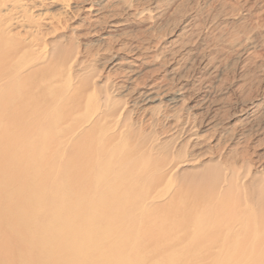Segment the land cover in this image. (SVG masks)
Listing matches in <instances>:
<instances>
[{
    "label": "bare ground",
    "instance_id": "6f19581e",
    "mask_svg": "<svg viewBox=\"0 0 264 264\" xmlns=\"http://www.w3.org/2000/svg\"><path fill=\"white\" fill-rule=\"evenodd\" d=\"M110 1L0 0V264H264V178L214 165L186 175L185 167L199 160H175L176 153L204 144L198 130L204 119L171 112L196 87L181 73L185 57L178 49L163 53L144 39L131 44L130 58L115 62L119 48L104 35L108 67H122L121 75L108 71L101 78L102 68L90 73L80 29L99 33L116 27L120 15L157 13L140 1ZM259 1L205 0L209 6L184 23L210 54L196 47L183 56L205 70L213 66L210 36L223 9L248 35L230 44L249 65L252 50L264 49V34L254 36L264 29ZM149 54L166 60L172 80L144 70ZM253 61L263 69L264 58ZM258 83L264 91V75ZM131 85V91L144 89L137 91L141 106L164 104L163 137L130 129L139 102L129 105L117 96Z\"/></svg>",
    "mask_w": 264,
    "mask_h": 264
},
{
    "label": "rangeland",
    "instance_id": "374dc122",
    "mask_svg": "<svg viewBox=\"0 0 264 264\" xmlns=\"http://www.w3.org/2000/svg\"><path fill=\"white\" fill-rule=\"evenodd\" d=\"M105 1L106 0H104V2ZM134 1L135 0H118V1L111 0L110 3L113 5L114 4L123 5L125 2L130 3ZM136 1H140L144 3L147 7H151L152 9L156 8L155 12L157 13L155 14V16L153 18H139V17L129 18L127 15L123 14L118 17H115L114 19L115 22L119 23L116 27H108L110 26L108 25L104 27L105 29L103 28L99 33L91 29L90 30L85 28L80 29V33L82 34L80 35L82 57L86 56L89 58V60L91 59L92 61L91 63L92 72L90 70V73L92 74L94 71L96 73L97 70H100L102 68L103 70L101 69L102 70L101 73L103 75L101 78L107 76L108 71L112 75V77H119L121 75V74L118 75V73L122 72V67L118 66L110 69L112 64L108 67L109 62L107 63V59L110 56L109 54L104 53V51L102 50L103 49L102 47H105L106 44L105 43H103V45L102 43L100 44V41L102 40L101 38H103L104 35L108 36L111 34L112 36L111 39L113 42L112 46L116 47L117 50L119 48L118 50L119 52H117V56H116L117 60L115 58V62L130 58L132 56L129 49L131 44H135L144 39L152 41L154 45H157L158 48L162 50L163 53L164 52L168 53L169 51L171 52V50L173 51L175 50L176 52V50L178 49L179 52L178 51L176 52L177 55L181 57H185V59L180 60V64L184 65L183 67L181 66L182 68L181 73L183 75L184 72L183 75L185 77L184 79H186L187 76V79L189 81L193 83L196 82L194 84L196 87H194V89L190 92L191 94L188 95L186 104L183 106L180 103L177 107V110L176 108H173L171 112L176 111V115H178L179 112H181L179 113L180 115H187L190 111H192L190 113H193L196 116L198 115L197 118L199 120L204 119L202 126L198 129L200 135H202V137L204 138L202 139L204 140L203 141L204 144L202 145V147H200L199 149H195L193 152L189 151L180 155L176 153L175 160L178 162L188 161L190 159L195 161L199 160L198 163L194 165V167L193 166L185 167V169L187 170L186 175L189 174L191 175V173L193 174L195 171L199 172L203 169H206L205 167L213 168L214 166H216L214 168L223 169V170L229 169L232 171L234 170V172H240V173L251 170V173L257 174L260 176V178L263 179L264 178V98H263L264 91L261 88L259 89L258 82L261 79V76L264 75V71H263L264 67L263 69L256 68V65H254L255 62L253 60L255 61L262 60V58H264V51H263L264 49L260 47L258 48V50L256 48L253 49L251 56L252 60L249 65L245 66L243 64L244 62H242V60L240 59L241 58L240 54L242 53L240 49H238L237 44L235 43L230 44V42L231 41L233 42V40L235 41L237 39L238 41L244 40L245 37L248 35L246 34V32H244L245 30L242 27V25L232 24V22L228 20L227 17L228 15H225L227 14V12L222 9L220 10L219 13H217L215 18L216 20L214 19V26L218 25V27L215 26L217 27V31L216 33H214L215 35L213 34L212 37L210 36V40L213 45L212 47H215L213 49L214 56L211 54L212 55L211 57L213 59L212 61L213 66L208 70H205L199 64L198 60L195 61L193 59L194 57L190 56L191 59H189L190 58L189 56L186 55L183 56L184 55L183 53H185L188 48L195 49L196 47L199 49V50L196 49L197 52L201 51L202 54L204 52V55L206 56L210 54L209 47L206 45L201 46L202 43H200V40L199 42L196 41L198 38L195 35L193 36L191 35L192 29H190V27L188 26H185L184 17L193 16L196 13L197 9L200 7L204 8L205 10V6L206 5L209 6L210 2L205 3V0H136ZM258 4L262 9H264V0H260ZM157 5L159 6L158 9H157ZM217 22H219L220 24ZM261 29L258 30L256 33H254V36L259 35L258 37H260L261 36L260 34L262 33L264 34V29L263 28ZM228 37L230 40L228 39ZM188 39L191 41H189ZM187 40L190 42V44ZM172 43L175 44L173 45ZM179 45L181 46V49L179 48L180 47ZM216 47L217 49L219 48V50H217ZM164 49L166 51H164ZM97 51L98 54H96ZM229 51L230 53H228ZM150 55L151 54H149L148 57H146L147 60L144 59L143 61L145 62L144 70L147 73L154 74V76L157 78H163V79L165 78L167 80L170 79L172 80L173 76L169 71V65L167 64V62H165L166 60L165 61L164 59L161 60L162 62H164L162 63L159 59L149 57ZM255 55L259 57L255 59L256 58ZM221 60L223 61L221 62ZM215 66H218L217 69H215L216 68ZM243 66L244 68L242 69ZM186 71L187 73H185ZM215 71L218 73H215ZM222 73H224V76H222ZM114 74H116V76H114ZM209 74L210 76H208ZM167 76L169 79L167 78ZM112 79L113 78H111L110 80L112 81ZM133 86L135 85H131L129 88L130 90L128 89V91H126L125 93H122L117 96L119 97L118 99L119 102L126 101L127 103H130L129 105H132L133 102L134 103L139 102L136 107L137 112L135 111V113L132 116L133 123L131 124L130 129H133V131H135L141 137L144 138L163 137L161 136L162 133L161 126H163L162 123L164 121V111H165L164 104L162 105L160 103L161 105L160 106L158 105L160 101L155 102L153 104L154 106L151 105V107H149L148 109L146 107L141 106L142 105V102L140 103L141 99H137L139 98L137 91L144 89L142 87L141 88L134 87L135 89L131 91L133 89ZM227 94L229 95V98L231 97L230 99L228 98ZM190 95L193 96L191 97ZM132 98H134L135 100L134 99L132 100ZM255 103H259V105H256L254 106L255 108H252V105H254ZM151 116L152 118H154V122H151L150 124H147L148 122L145 123L147 118ZM136 117H138L139 119ZM233 134L237 135V139L234 140V142H232L231 140V136ZM241 140L242 142H240ZM174 142L175 141L173 139L167 142V147H168L167 150H172V147L175 145ZM175 183L176 180H174L171 184H175Z\"/></svg>",
    "mask_w": 264,
    "mask_h": 264
}]
</instances>
